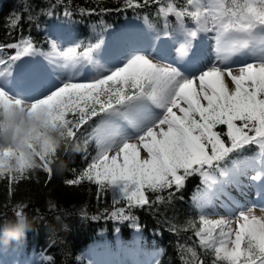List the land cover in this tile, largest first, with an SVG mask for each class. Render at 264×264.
Wrapping results in <instances>:
<instances>
[{
    "label": "snow or ice",
    "instance_id": "snow-or-ice-1",
    "mask_svg": "<svg viewBox=\"0 0 264 264\" xmlns=\"http://www.w3.org/2000/svg\"><path fill=\"white\" fill-rule=\"evenodd\" d=\"M56 4L64 5L66 17L72 16L71 0H56L51 7ZM122 4L124 9L154 4L166 23L173 16L187 37L179 49L182 53L199 33H213L216 62L198 74L185 75L171 64L153 63L141 51L127 54L119 65L99 64L94 54L102 39L67 49L53 40L51 54L37 48L30 37L0 44V51L16 49L7 60L0 58L4 66L0 76L10 71L11 62L33 55L48 56L54 66L76 73L88 66L97 72L85 82L67 79L48 88L26 108L0 86V110L10 113L17 108L29 118L26 127L16 128L14 146L0 145V179L11 187L30 178L27 174L35 168L51 178L50 165L59 147L54 134L67 142L98 118L93 129L97 152L74 178L65 180L66 185L88 181L97 186L98 198L110 192L113 204H122L110 218L131 221L139 229L135 209L167 204L189 178L198 176L202 186L193 201L200 214L198 220L187 222V229L199 247L214 256L212 264H264V217L255 216L252 208L240 211L235 219L209 218L204 212L226 185L238 184L241 176L264 183V0H185L184 6L175 0H122ZM79 11L97 14L95 8ZM185 17L194 27L184 25ZM19 20L17 16L10 23L16 26ZM233 57L247 59L234 69ZM36 86L44 87L39 82ZM248 146L258 149L259 167L253 175L246 170L250 165L231 159ZM18 207L16 215H23ZM186 251L193 258L191 264H206L194 249Z\"/></svg>",
    "mask_w": 264,
    "mask_h": 264
},
{
    "label": "trees",
    "instance_id": "trees-1",
    "mask_svg": "<svg viewBox=\"0 0 264 264\" xmlns=\"http://www.w3.org/2000/svg\"><path fill=\"white\" fill-rule=\"evenodd\" d=\"M175 2L179 6L185 4V0ZM54 3L56 0H0V44L19 43L30 37L37 48L49 53L50 42L55 41L50 32L53 26L62 27L60 35L72 33L73 46L95 44L101 39L104 46H114L137 21L140 26L148 22L150 30L159 35L169 32L174 36L176 30H181L173 16H169L166 23L157 14L154 4L142 9H124L122 0H71L69 7L73 14L66 17L64 5L56 4L52 8ZM118 7L121 10H115ZM82 8H95L97 14L81 13L79 9ZM101 8L112 10L100 12ZM49 11L52 15H48ZM17 16L19 23L11 25L10 21ZM29 16L33 17L31 21ZM188 23L193 22L185 17L184 25ZM15 52L16 49L5 48L0 51V58L7 60ZM94 55L97 58V53ZM37 56L25 57L24 63H28L29 58L38 61ZM17 61L11 62V67ZM3 67L0 65V69ZM89 67L92 66L86 68ZM86 80L89 79L80 82ZM98 123V118L96 123L90 121L75 138L59 145L50 165L51 178L43 169L35 168L27 174L30 178L11 187L6 179H0V236L15 219L16 211L21 210L18 206H22L23 214L32 225L24 239L7 249L0 247V259L7 250L15 252L20 264H88L89 251L111 249L121 254L137 252L142 259L159 260L160 264H185V261L191 264L193 258L186 251L191 248L206 264H212L214 256L200 248L193 231L187 229V222L198 220L200 214V208L193 201L197 189L202 186L198 176L189 178L184 189L167 204L135 209L139 229L133 227L131 221L110 218V213L122 206L113 204L110 192L98 198L97 186L88 181L78 186L65 184V180L74 178L96 154L93 129ZM6 124L5 112L0 110V131ZM73 145H79L80 150L74 151ZM257 156L258 149L248 146L239 154H233L231 159L254 160ZM225 163L230 169L233 167L230 161ZM47 257H51V261Z\"/></svg>",
    "mask_w": 264,
    "mask_h": 264
},
{
    "label": "rangeland",
    "instance_id": "rangeland-1",
    "mask_svg": "<svg viewBox=\"0 0 264 264\" xmlns=\"http://www.w3.org/2000/svg\"><path fill=\"white\" fill-rule=\"evenodd\" d=\"M139 22H134V26L130 27L127 34L120 36L114 46H104V44H101L96 58L99 64L106 66L119 65L126 58L127 54L141 51L147 53L153 63L161 66L171 64L174 67H178L185 75H194L216 62L213 33H199L196 38L191 40V44L186 51L182 53L179 49L187 38L182 30H176L170 42L168 41L167 44H164L157 40L155 32L148 30V22L143 26H140ZM185 26L191 28L194 27V24L188 23ZM61 31V26H53L50 29L56 44L61 49L72 47L73 34L60 35ZM46 54H51V50ZM38 56L41 59L40 62ZM38 56V63H30L29 67H21L20 72L17 73L20 76H27L28 73H32L33 76L28 80L17 77L18 75H15L14 69H10L5 76H0V86H3L9 92L11 99H21L25 108L28 104L34 102L35 98L42 96L50 87L60 84L67 79H71L74 82L92 79L97 74L94 67L85 68L81 74L73 72L70 69H61L54 66L48 56ZM25 57H21L20 59H25ZM245 59L247 57H233L231 66L237 69ZM37 82L43 84L44 87L36 86ZM12 111L19 112L22 116L27 115L26 112L22 113L17 108L12 109ZM4 112L6 116L9 113L7 110H4ZM238 161L241 166L250 165L246 168L249 175L255 174L254 168L259 167L258 156L254 160L243 158ZM239 181L238 184L226 185L223 194L219 195L205 207L204 212L209 218L225 216L235 219V216L240 211L248 208L253 209L255 216L264 217V183L260 181L253 182L249 179L248 175L239 177ZM88 257L90 259L88 264H155L153 259L148 257L142 259L137 252L121 254L111 249H103L98 252L89 251ZM0 264L20 263L17 260L15 252L5 250L1 255ZM25 264H31V262Z\"/></svg>",
    "mask_w": 264,
    "mask_h": 264
},
{
    "label": "clouds",
    "instance_id": "clouds-1",
    "mask_svg": "<svg viewBox=\"0 0 264 264\" xmlns=\"http://www.w3.org/2000/svg\"><path fill=\"white\" fill-rule=\"evenodd\" d=\"M7 126L3 131H0V145H12L14 146L17 141L14 139L16 135V128L26 127L29 124V118L27 115H21L19 112L12 111L6 116ZM56 139L58 144L65 143V141L58 135ZM74 151H79V145H73ZM12 223L5 229L3 236H0V247L7 249L14 243H17L26 237L28 231L31 230V221L26 214L16 215L14 220H11Z\"/></svg>",
    "mask_w": 264,
    "mask_h": 264
}]
</instances>
